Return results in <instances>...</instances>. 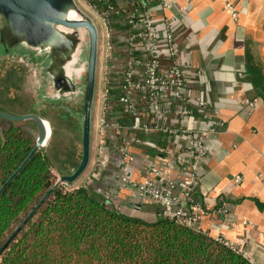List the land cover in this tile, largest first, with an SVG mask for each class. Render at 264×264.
Wrapping results in <instances>:
<instances>
[{"label": "crops", "instance_id": "crops-1", "mask_svg": "<svg viewBox=\"0 0 264 264\" xmlns=\"http://www.w3.org/2000/svg\"><path fill=\"white\" fill-rule=\"evenodd\" d=\"M152 2L154 21L169 20L186 87L203 106L193 104L198 112L184 118L183 126L198 130L214 125L218 130L204 139L205 156L196 185L183 205L200 204L207 234L241 246L251 264H264V0ZM164 2L169 9H162ZM127 6L133 10L129 1ZM172 100L168 122L173 125L180 101ZM189 137L162 135L164 148L179 144L177 149L183 153ZM160 155L151 159L135 153L132 178L156 179L149 170L155 163L166 181L177 182L182 176L180 165L167 170ZM107 159L105 170L90 169L84 183L111 192L109 203L123 214L148 221L162 215L158 205L141 202L133 189H120L118 158L109 152Z\"/></svg>", "mask_w": 264, "mask_h": 264}, {"label": "trees", "instance_id": "trees-1", "mask_svg": "<svg viewBox=\"0 0 264 264\" xmlns=\"http://www.w3.org/2000/svg\"><path fill=\"white\" fill-rule=\"evenodd\" d=\"M150 7L154 0H145ZM98 11L106 12L112 27V42L119 49L129 26L122 16L129 10L128 0H88ZM139 29L142 20L137 15ZM157 23L156 21H154ZM108 63L109 81L106 119L125 115V108L117 103V53ZM124 55L121 54L120 59ZM14 86V85H13ZM15 89L17 87H14ZM5 92L8 87H4ZM1 96L7 102L4 93ZM173 100L169 98V103ZM176 104V103H175ZM6 105V103H4ZM3 108V109H2ZM192 114L196 105L186 106ZM0 110H4L0 102ZM68 110L54 104L51 116H44L53 131L63 126V133H77L79 120L74 112L58 116ZM122 120L128 121L125 117ZM0 248L13 230L55 184L57 176L69 175L78 165L76 147L59 174L53 171L50 158L43 148H37L21 165L34 145L33 136L25 135L19 122L0 117ZM55 128V130H54ZM79 133V132H78ZM136 139H147L164 147L161 134L136 133ZM72 137V136H71ZM81 139V137H80ZM76 137L71 138V143ZM120 141L114 139L113 146ZM81 142V141H80ZM110 144V139H107ZM132 150L151 159L157 151L150 146L132 142ZM81 150V149H80ZM139 151V152H138ZM114 154V153H113ZM69 156L71 153L69 152ZM144 158V157H143ZM71 159V160H70ZM65 165V163H64ZM17 170V171H16ZM16 171V172H15ZM15 172V173H14ZM0 264H251L250 260L217 242L213 237L187 226L177 224L162 215L153 221L123 214L92 184H80L70 190L56 186L0 252Z\"/></svg>", "mask_w": 264, "mask_h": 264}, {"label": "built area", "instance_id": "built-area-1", "mask_svg": "<svg viewBox=\"0 0 264 264\" xmlns=\"http://www.w3.org/2000/svg\"><path fill=\"white\" fill-rule=\"evenodd\" d=\"M82 1L99 21L102 29V88L98 103L99 112L95 123L93 122L94 117L91 121V130L95 127L97 139L93 162L94 173L103 172L108 163L109 152L114 153L118 158L116 167L120 189H133L141 202L158 205L162 216L174 220L177 224L207 234L201 225L203 209L200 204L188 202L189 204L185 206L183 203L189 199L190 192L196 185L197 170L205 156L204 139L216 134L218 130L214 125L198 130H193L190 124L183 126L184 118L193 117L186 106L189 104L202 106V104L198 98H192L186 87L183 68L176 60L177 51L169 20L165 17L162 22L155 23L154 10L148 3L142 1V9L139 12L129 9L122 16L124 23L129 26L130 34L123 36L121 39L123 45L118 49L112 42V27L107 13L98 11L88 0ZM122 1L115 0V2ZM161 7L163 10L169 9V4L164 2ZM231 7L227 6L230 11H232ZM137 15L142 20L141 29L138 26ZM97 48L98 53L99 37ZM114 53L119 55L116 65L121 69L120 76L116 79L118 84L116 85L118 92L116 100L121 107L125 108V115L118 114L114 119H106V112L111 109L107 104L109 97L108 63L114 59ZM121 54L124 57L120 59ZM169 98L180 101V105L174 112L176 123L173 125L168 122ZM124 117L128 121L122 120ZM136 133L172 136L184 134L190 137L184 146V152L181 153L177 149L179 144L174 148H162L154 141L147 139L142 142L136 139L134 136ZM117 136L120 141L113 146ZM107 139H110V144H107ZM132 142L144 143L156 150V157L158 154L162 155L163 164L167 170L179 164L182 172L180 179L177 182L166 181L165 175L159 171L155 163H152L149 170L156 179L134 180L130 173L135 161ZM55 184L66 190L75 187L74 182L62 181L60 176L56 177ZM97 191L102 192L107 198L112 196L108 190L98 189ZM218 226L221 227L222 223L219 222ZM213 238L234 252L244 255L243 249L238 244L220 236Z\"/></svg>", "mask_w": 264, "mask_h": 264}, {"label": "water", "instance_id": "water-1", "mask_svg": "<svg viewBox=\"0 0 264 264\" xmlns=\"http://www.w3.org/2000/svg\"><path fill=\"white\" fill-rule=\"evenodd\" d=\"M128 1L131 9L137 12L142 9L140 2ZM85 36L88 37V50L82 107L81 158L77 167L69 175L60 176L62 181L71 183L77 180L89 163L92 102L97 62V29L93 21L75 5L74 0H0V50L4 54L11 50L29 49L45 53L44 55H47L46 70L52 75V87L55 91L54 96L57 98L72 93L76 89L69 72L71 65L77 62L75 55L79 52L78 49L80 45L82 46ZM0 117L13 122L31 120L35 124L34 145L18 167L19 169L37 148L45 144L51 132V125L45 117L37 113L11 115L0 110ZM43 124L47 125L48 135L45 133ZM56 186L57 184H54L52 189ZM51 190L39 200L13 230L0 248V252L48 197Z\"/></svg>", "mask_w": 264, "mask_h": 264}, {"label": "rangeland", "instance_id": "rangeland-1", "mask_svg": "<svg viewBox=\"0 0 264 264\" xmlns=\"http://www.w3.org/2000/svg\"><path fill=\"white\" fill-rule=\"evenodd\" d=\"M75 5L80 9V11L86 15L88 18H90L96 29H97V37H99V52L97 53V62H96V70H95V89L93 94V108L92 111L94 112L91 116V121L93 118V122L96 121L97 116V108L99 103V96L102 86V71H101V52H102V29L100 27L99 21L96 19V17L90 12V10L87 8V6L84 4L82 0H74ZM78 57L77 54L75 55L77 62L71 65L70 75L71 80L73 84L75 85V90L72 93L61 95L60 97H55V91L52 87V75L47 72L46 70V56L43 53H39L36 50H11L9 53L4 54L2 50H0V78L4 75V67L7 65V63H4L9 60H2L4 58H7L8 56L12 55L13 59H17L18 62H20L23 66L27 68L26 73L28 76L25 79H22L23 85L22 88V94H16L14 93V96H12V92H6L5 96H8L9 98H5L7 102H4V99L1 97L2 91L0 90V102L2 103L4 107V112L9 113L11 115H24L29 114L32 111L30 110V105L32 102L35 105V111L37 114L41 115L42 113L44 116L50 117L51 116V108L54 104H62L67 105L71 109L76 106L77 114L74 115L79 120V126L81 128L82 126V103H83V95H84V88H85V81H86V70H87V50H88V37L85 36L83 39L82 46L79 47ZM98 51V48H97ZM37 52V53H36ZM26 57V58H23ZM33 58L36 61V64L29 63L27 58ZM9 59V58H8ZM12 59V58H10ZM12 59V60H13ZM99 60V62H98ZM4 61V62H1ZM4 63V64H3ZM15 63V65L20 64ZM14 64V63H10ZM1 84V83H0ZM2 86V85H1ZM41 94L46 95L44 100L40 97ZM23 95V96H22ZM20 99V100H18ZM43 100V101H42ZM26 101V102H22ZM22 102V103H20ZM6 103V105H4ZM28 103V104H27ZM66 107V106H65ZM3 109V108H2ZM71 114V112L68 111H59L57 114L58 116H66L68 114ZM72 115V114H71ZM2 121H0V127L3 126L1 124ZM19 125L22 127L25 135L32 137L33 139L36 136V127L33 121L31 120H24L19 121ZM51 127V126H50ZM66 128H63V126L57 127L56 131H53L51 128V132L45 142V144L41 147L45 150L46 154L51 160V163L53 165V171L57 174L60 173L61 170H63L64 167H66V161L68 158L72 157L75 151H73L72 147L75 146L76 150L78 151V155L80 154L81 149V132L78 128L77 133H69L65 130L66 133H63V130ZM55 130V128H54ZM95 127H93V130H91L90 134V159L87 168L84 170V172L75 180L74 184L75 186H78L80 184H83L85 180H88V172L90 169L93 168V162H94V152L95 147L97 146V139L95 135ZM76 137V140L71 143V138ZM72 145V147H71ZM69 152L71 153V156H69ZM71 160V159H70ZM65 163V165H64ZM74 170V169H73ZM72 170V171H73ZM140 217V216H136ZM142 218V217H140ZM144 219V218H143Z\"/></svg>", "mask_w": 264, "mask_h": 264}, {"label": "flooded vegetation", "instance_id": "flooded-vegetation-1", "mask_svg": "<svg viewBox=\"0 0 264 264\" xmlns=\"http://www.w3.org/2000/svg\"><path fill=\"white\" fill-rule=\"evenodd\" d=\"M10 58L13 59L12 55H10V57L8 56L7 58L2 59V60H9V61H6V62L1 61V62H4V63H7V65H5L6 67H4V70H5L4 75L0 78V83H1L0 84V90H3L2 93L7 94L4 91L5 90L4 87H8L9 88L8 91H10L12 93L15 92L16 94H19V93L22 94V88H21L22 85H23L22 79L27 78L28 75L26 73H28V71H26L27 68L25 66H23L20 62H18L17 59H13L12 60ZM23 58H26V57H23ZM27 59H28L29 63L34 64V62H35V64H36V61L33 58L30 57V58H27ZM10 63H14V64H10ZM15 63H20V64L15 65ZM45 64H46V62H45ZM20 84H21V87H20ZM14 87H17V88L15 89ZM12 96H14V93L12 94ZM14 97L16 98V96H14ZM40 97L44 100L46 95L41 94ZM18 100H20V99H18ZM22 102H26V101H22ZM22 102H20V103H22ZM33 103L34 102H32L31 105H30V107H31L30 110L32 111L31 113H36L35 108H34L35 105ZM63 106L68 107L65 104ZM82 107H83V103H82ZM82 107H81V109H82ZM76 110H77L76 106H74L73 109L68 107V110H66V111L75 112V114H77Z\"/></svg>", "mask_w": 264, "mask_h": 264}, {"label": "bare ground", "instance_id": "bare-ground-1", "mask_svg": "<svg viewBox=\"0 0 264 264\" xmlns=\"http://www.w3.org/2000/svg\"><path fill=\"white\" fill-rule=\"evenodd\" d=\"M43 128L45 129V133H47V135H48V128H47V125H44V124H43Z\"/></svg>", "mask_w": 264, "mask_h": 264}]
</instances>
